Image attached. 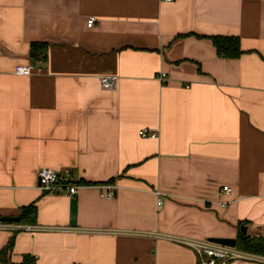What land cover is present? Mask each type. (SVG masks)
<instances>
[{"label": "crops", "instance_id": "crops-1", "mask_svg": "<svg viewBox=\"0 0 264 264\" xmlns=\"http://www.w3.org/2000/svg\"><path fill=\"white\" fill-rule=\"evenodd\" d=\"M217 36L243 54L220 57ZM42 168L69 169L78 193L44 192ZM33 204L35 225L1 221ZM242 227L264 237V0H0V252L200 264L186 240Z\"/></svg>", "mask_w": 264, "mask_h": 264}, {"label": "built area", "instance_id": "built-area-1", "mask_svg": "<svg viewBox=\"0 0 264 264\" xmlns=\"http://www.w3.org/2000/svg\"><path fill=\"white\" fill-rule=\"evenodd\" d=\"M165 1L171 2L172 0ZM94 23L95 20L92 18L88 21V26L91 27ZM32 72V65H21L17 66L15 69V74L17 75L30 76ZM100 85L104 91H116L118 78L116 76H102L100 78ZM140 136L143 138L157 139L158 133L149 129H143L140 131ZM37 178L39 186L44 192L66 194L70 196H75L78 193V187L72 182L69 169L55 171L49 168H42L38 171ZM223 191L229 192L230 189L228 187H223ZM109 197L111 198L112 195L110 194ZM161 204L159 200L158 206ZM22 229L25 231L38 230L31 226H25ZM184 244L196 252L200 264H230L234 261L264 264V255L250 253L238 249L237 247H229L210 241L195 240H186Z\"/></svg>", "mask_w": 264, "mask_h": 264}, {"label": "trees", "instance_id": "trees-1", "mask_svg": "<svg viewBox=\"0 0 264 264\" xmlns=\"http://www.w3.org/2000/svg\"><path fill=\"white\" fill-rule=\"evenodd\" d=\"M217 54L225 59L239 58L243 52L240 47V41L237 37H212L211 38ZM48 46L44 43H32L30 45L29 59L35 64L38 61H43L47 55ZM37 222L36 206L30 205L22 210L20 215V223L27 225H35ZM238 249L264 255V237H250L240 234L237 238ZM13 248V241L0 252V264H17L11 261V251ZM18 264H36L32 256H25L23 261Z\"/></svg>", "mask_w": 264, "mask_h": 264}, {"label": "water", "instance_id": "water-1", "mask_svg": "<svg viewBox=\"0 0 264 264\" xmlns=\"http://www.w3.org/2000/svg\"><path fill=\"white\" fill-rule=\"evenodd\" d=\"M1 221L5 223H19L20 218L19 217H5V218H2ZM241 230H242V234L246 235L245 228L242 227ZM210 242L229 246V247H236L237 245L236 239H210Z\"/></svg>", "mask_w": 264, "mask_h": 264}]
</instances>
